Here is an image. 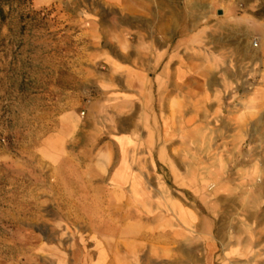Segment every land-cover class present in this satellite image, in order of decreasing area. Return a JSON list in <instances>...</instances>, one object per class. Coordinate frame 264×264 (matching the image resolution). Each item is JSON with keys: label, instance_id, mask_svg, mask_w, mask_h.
Instances as JSON below:
<instances>
[{"label": "rangeland", "instance_id": "374dc122", "mask_svg": "<svg viewBox=\"0 0 264 264\" xmlns=\"http://www.w3.org/2000/svg\"><path fill=\"white\" fill-rule=\"evenodd\" d=\"M0 3V264H264V0ZM160 34L199 90L87 116L139 96ZM183 204L193 244L162 257Z\"/></svg>", "mask_w": 264, "mask_h": 264}, {"label": "crops", "instance_id": "0c3cea01", "mask_svg": "<svg viewBox=\"0 0 264 264\" xmlns=\"http://www.w3.org/2000/svg\"><path fill=\"white\" fill-rule=\"evenodd\" d=\"M157 14L159 13H164V8L163 7H157L156 8ZM171 44H167L166 45V39L165 36L161 35L159 36V38L157 39V41L155 40L154 43H150V47L151 48V53L149 54V64H152L150 69L151 70H155L154 74L152 73V77L150 82L145 80L144 78L141 77V71L138 69H135L133 71V73L131 74V79L130 81L134 82V87H135V96L139 95L140 99H137L138 97H134V96H127L123 97V98H119L116 96H109L107 98L104 99H97L98 103H93L91 108L92 111L88 110L87 111V116L88 114L91 113V115L94 114V109L95 107H97L100 102H103V105L105 104L107 107H109V105H118V104H125V105H129L130 103H136L138 104L139 102H142V95L144 94V92H146V96L148 99V103H152V106H155V104L157 102H159L160 98H159V92H158V83H160V95H161V104L163 105V115L168 116L169 118L170 116V97L169 94L171 93L172 96L174 95V102L176 103L177 107H181L183 101H184V96L181 94H184L186 91L189 93H195L196 91L199 90V85L196 86L193 85L192 87L187 86V90L186 87L183 83H181L182 78L184 76L185 73L191 71L192 73H194V69L196 67H198L197 65L195 66L193 63H183L182 57L179 53H169L168 51V46ZM158 46V50H155L153 47H157ZM172 46V45H171ZM125 72L120 71V74H123ZM158 73V74H157ZM157 74V75H156ZM193 75V74H192ZM172 78H175V84L174 81L171 80ZM120 81H122V79L119 77L118 78ZM158 81V82H157ZM172 81V82H171ZM172 83V84H171ZM124 88H128V83L121 85ZM113 88V84L108 83V85L106 86V92L108 89L112 90ZM155 111V110H154ZM86 114V112H85ZM66 119L70 118L72 119V115L71 114H67ZM69 120V119H68ZM164 124H166L164 122ZM154 125V124H152ZM68 133V131H67ZM147 141L151 142V143H156L158 140L151 135H147ZM161 157H163V155L165 154V151L161 152ZM119 180V179H118ZM118 183L122 184L120 185V187L122 188V191H128L129 187L126 185V183L122 182L121 180L118 181ZM182 205V204H181ZM185 204H183V208L177 210L178 213H172L170 214V212L165 213V214H161L163 216H160L163 220H164V225H163V230H164V238L165 241V248L163 250V254L161 255L162 257L164 256L169 257V251L171 249L170 246L174 245V244H178L180 247L183 246H187L188 245V238L190 239L189 241V246H191L193 244V238L190 235V233H187V227H192L193 222L191 220V213L189 212V208H186V206H184ZM176 206V205H174ZM175 219H178L181 222H184L182 226H180L182 229H179ZM186 251H189V254L191 256L190 258V262L191 264L195 263V256L193 255L194 251H193V247H190V249L188 250L187 247L185 249ZM216 250V247L214 245H210L208 244L206 246V251L205 254L203 255L202 259L201 257L198 256L199 262L200 259L203 260L202 264H211L210 261V253L214 252ZM200 252V251H199ZM198 252V253H199Z\"/></svg>", "mask_w": 264, "mask_h": 264}, {"label": "trees", "instance_id": "16d2710c", "mask_svg": "<svg viewBox=\"0 0 264 264\" xmlns=\"http://www.w3.org/2000/svg\"><path fill=\"white\" fill-rule=\"evenodd\" d=\"M5 17L6 15H5V12H4V8H3V5H2V3H0V17Z\"/></svg>", "mask_w": 264, "mask_h": 264}]
</instances>
